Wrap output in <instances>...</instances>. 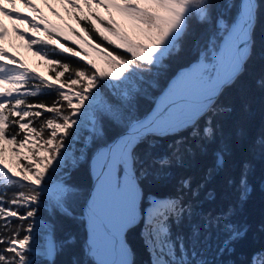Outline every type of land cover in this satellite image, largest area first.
Masks as SVG:
<instances>
[{
  "label": "snow or ice",
  "instance_id": "6c2138e0",
  "mask_svg": "<svg viewBox=\"0 0 264 264\" xmlns=\"http://www.w3.org/2000/svg\"><path fill=\"white\" fill-rule=\"evenodd\" d=\"M20 2L0 0V16L30 25L27 46L50 76L0 46V264H55L76 244L71 234L55 239L58 215L82 222L87 233L85 258L73 255L68 264H136L126 234L141 221L150 264H208L197 247L213 232L223 237L219 252L235 251L248 230L233 217L252 193V165L242 162L238 177L224 174L230 149L217 118L232 109L218 97L251 54L262 0H60L79 28L52 25L42 15L37 22L20 13ZM23 3L40 13L32 0ZM7 31L0 23V40ZM188 44L196 60L141 113L138 100L151 99L156 74ZM256 85L264 90V76ZM108 129L120 131L109 138ZM183 131L188 137L170 153L147 161L135 155L149 138ZM188 139L194 145L185 146ZM211 145L200 182L180 177L175 195H152L140 207L141 176L170 181L185 154L208 155ZM255 148L264 156V136ZM90 150L93 184L85 194L73 174ZM219 175L236 202L215 214L198 212L202 194L205 202L216 200L208 183ZM185 221L190 234H174ZM251 264H264V255Z\"/></svg>",
  "mask_w": 264,
  "mask_h": 264
},
{
  "label": "trees",
  "instance_id": "16d2710c",
  "mask_svg": "<svg viewBox=\"0 0 264 264\" xmlns=\"http://www.w3.org/2000/svg\"><path fill=\"white\" fill-rule=\"evenodd\" d=\"M239 0H237V3ZM194 27L197 32L202 31L200 25ZM251 54L245 62L244 69L235 80L226 86L218 98L219 105L230 106L232 111L217 118L224 133L230 155L227 158L226 175L239 176V168L242 162L248 161L252 165L250 183L252 193L242 205L236 209L234 222L247 227L246 235L235 244V251L221 253L217 250L219 239L223 237L218 233H211L210 239L200 244L197 251L208 264H251L254 257L264 255V156L255 148V142L264 136V90L257 87L256 81L264 76V0L261 2L260 18L254 32V44ZM197 58V53L191 45L185 46L177 56L167 60L166 67L155 76L157 87L151 92V99L140 98L138 108L141 113L154 106L155 100L166 90L167 85L179 70L187 68ZM50 76V71H49ZM204 120H200L203 126ZM119 129H108V137L119 134ZM188 132H177L173 135L151 137L145 143L138 145L135 155L140 161L149 160L151 155H161L172 151L171 145L181 138H187ZM154 144L152 148L149 145ZM187 145H194L190 139ZM98 146V145H96ZM94 146V147H96ZM216 145L209 147V154L203 155L199 149L194 150V155L185 154L183 166L173 167L171 170L173 179L170 181H157L151 176L140 177V187L143 190L141 208L147 206V200L152 195L166 196L176 194V180L183 176H192L194 184L200 182L211 164V151ZM82 162L81 167L73 174V181L87 194L91 189L93 179L90 172V158ZM139 167V165H137ZM208 188L216 192L214 202L203 201L201 195V207L198 212H212L215 214L228 204L235 203L237 193L224 184V176L219 175L208 183ZM79 209H77V213ZM55 239L60 241L68 234L75 236L76 244L71 249L59 253L55 257V264H68L73 255L84 259L83 246L87 239L85 225L77 220L57 216ZM143 222L131 227L126 235L127 243L135 252L136 264H150V256L144 244L142 232ZM173 233H183L186 237L190 234L188 222L185 221L179 228L173 227ZM42 259V258H41ZM44 264H47L44 261Z\"/></svg>",
  "mask_w": 264,
  "mask_h": 264
},
{
  "label": "rangeland",
  "instance_id": "374dc122",
  "mask_svg": "<svg viewBox=\"0 0 264 264\" xmlns=\"http://www.w3.org/2000/svg\"><path fill=\"white\" fill-rule=\"evenodd\" d=\"M49 1L51 2V8L46 9L44 11L45 12L44 16H46L45 18L47 19V21L50 24L56 25L58 27H64V25L67 23V24H72V26L76 27V28L80 27L79 25H77L75 23L74 20L69 18L68 13L65 11V8L61 4L60 1H57V0H49ZM53 9H55V11H53ZM99 11L102 15H106V13H104L103 9H99ZM56 13H59V16H57ZM36 15L39 19L40 16L42 15V13H39V14L36 13ZM37 22H39V21L37 20ZM41 27H43V26L41 25ZM21 32L26 34L23 38L19 34L16 35L15 32L10 34L11 38H8V40L6 41V46L8 48L7 52L18 57V59L23 61L29 68L34 69L36 72H39L41 75L49 76V74H48L49 69H48L47 65L40 59V57L35 56L33 54V52L35 50L34 48L29 49L27 46V37L29 35H32V33L29 31V29L28 30H21ZM184 69H186V68L179 70L178 73ZM175 77H173L171 79V81ZM171 81L169 83H171Z\"/></svg>",
  "mask_w": 264,
  "mask_h": 264
},
{
  "label": "bare ground",
  "instance_id": "6f19581e",
  "mask_svg": "<svg viewBox=\"0 0 264 264\" xmlns=\"http://www.w3.org/2000/svg\"><path fill=\"white\" fill-rule=\"evenodd\" d=\"M57 1H60V0H57ZM32 3L35 4L40 9V13H42L43 17H46L44 16V13H45L44 11L46 9L51 8V2L49 0H32ZM18 7L20 9L21 14L27 15L29 18H31L32 16L37 17L36 13L31 12L30 9L24 5L23 0H21V2L18 4ZM37 20L39 21L38 17H37ZM0 23H3V25L8 30L7 35L3 38V40H0V46H3L6 50L8 49L6 46V41L8 40V38H11L10 34L15 32L13 31L14 27L19 28L20 31L28 30L30 28V25L27 23H20L19 21H16L14 24L12 20H9L3 16H0ZM15 34L18 35L17 32H15Z\"/></svg>",
  "mask_w": 264,
  "mask_h": 264
},
{
  "label": "water",
  "instance_id": "95a60500",
  "mask_svg": "<svg viewBox=\"0 0 264 264\" xmlns=\"http://www.w3.org/2000/svg\"><path fill=\"white\" fill-rule=\"evenodd\" d=\"M253 38H254V37H253ZM252 49H253V48H252ZM252 49H251V51H252ZM246 61H247V60H246ZM244 66H245V64L243 65V68H244ZM243 68H242V70H243ZM242 70H241V72H242ZM241 72H240V73H241ZM240 73H239V74H240ZM231 83H232V82H231ZM231 83H230V84H231ZM230 84H228V85H230ZM228 85H226V86H228ZM226 86L223 87L221 93L223 92V90H224V88H225ZM221 93H220V94H221ZM219 96H220V95H219ZM218 98H219V97H218ZM153 107H154V106H153ZM91 178H92V177H91ZM92 179H93V178H92ZM92 184H93V182H92ZM141 189H142V188H141ZM126 240H127V239H126Z\"/></svg>",
  "mask_w": 264,
  "mask_h": 264
}]
</instances>
